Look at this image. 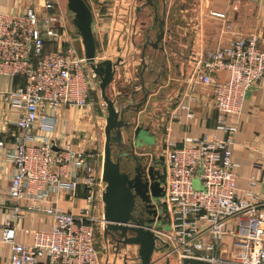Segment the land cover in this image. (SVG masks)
Returning a JSON list of instances; mask_svg holds the SVG:
<instances>
[{
	"label": "built area",
	"instance_id": "1",
	"mask_svg": "<svg viewBox=\"0 0 264 264\" xmlns=\"http://www.w3.org/2000/svg\"><path fill=\"white\" fill-rule=\"evenodd\" d=\"M68 23L59 0H44L42 13L33 6L0 11V75L24 78L21 86L0 90V134L12 123L19 131L10 134L14 146L5 154L13 165L5 194L10 202L0 203L5 213L0 230L11 247L10 264H100L95 234L98 225L102 231L105 226L104 211L96 215L105 190L103 161L98 153L74 148L56 134L59 110L91 105L96 80ZM230 27L227 23L226 30ZM48 43L56 48L47 50ZM221 71L228 73L226 79L215 77ZM263 77L264 50L255 36L232 39L198 60L189 78L192 91L178 107L188 120L194 119L195 89L210 87L216 129L226 136L185 137L182 144L166 140L162 201L168 206L170 228H164L166 220L151 227L168 244L157 251L161 264H264V182L258 191L259 180L252 176L244 196L236 193L234 169L239 163L232 158V146L238 125L227 121L229 114L242 112L248 91ZM5 143L0 140V147ZM79 188L90 205L80 214L40 204L64 192L75 196ZM33 213L47 214L51 229L36 231L26 244L17 239L15 222Z\"/></svg>",
	"mask_w": 264,
	"mask_h": 264
},
{
	"label": "crops",
	"instance_id": "2",
	"mask_svg": "<svg viewBox=\"0 0 264 264\" xmlns=\"http://www.w3.org/2000/svg\"><path fill=\"white\" fill-rule=\"evenodd\" d=\"M88 2L93 14L96 61L115 62L122 58L121 66L107 88L108 95L117 97L119 103L126 105L143 99L144 90L137 87L143 79L150 89L147 103L139 112L132 113L130 110L129 114L132 119L138 117L145 125H151L156 134L153 152L157 157L166 152L167 139L173 138L182 144L185 137H200L205 134L225 138V133L216 129L217 112L210 87L195 89L198 101L195 104L194 119L188 120L178 103L192 91L189 78L197 68L200 57L205 56L208 51L225 46L232 39L252 36L257 37L258 47L264 50V0H154L157 8L148 5L145 0ZM43 3L44 0H0V11L14 13L33 6L42 13ZM59 3L62 12L72 18L65 9L68 2L59 0ZM175 10L177 12L173 13ZM216 13H223L225 17ZM160 20L164 21L165 35L161 46L165 48L156 50L151 46L147 47L148 67L142 74L141 54L146 32L155 27L151 31L152 39H155ZM227 23L231 27L226 30ZM55 48V44H47V50ZM215 77L223 80L228 77V73L221 71ZM23 83L24 78L21 76L0 75V90L13 89ZM92 92L93 87L90 101ZM175 112L182 113V117L175 118ZM95 117L97 116L86 106L62 107L58 112L56 134L74 148L98 153L95 143L98 123ZM227 121L231 125H238L232 158L239 163L234 169L237 175L236 193L243 197L252 176L259 180L256 190L259 191L264 182V77L248 91L242 112L239 115L229 114ZM8 130L0 134V140L6 142L5 146L0 147V203L10 202L5 194L13 165L5 160V154L11 152L14 146V138L10 134L19 133L14 123L10 124ZM40 204L44 207L56 206L74 214H80L90 207L80 188L75 196L73 192H64L52 195ZM98 210L100 214L101 211L103 213L104 203L98 206ZM4 217L5 213L0 209V224ZM15 223L17 239L26 244L33 241L36 231L51 229L50 217L45 213L28 214ZM98 242L100 264L139 263L129 252L132 248L137 251V246H128L129 258L126 259L125 252L115 255L111 244L105 241L103 231ZM10 255L11 247L2 240L0 230V264H10Z\"/></svg>",
	"mask_w": 264,
	"mask_h": 264
},
{
	"label": "water",
	"instance_id": "3",
	"mask_svg": "<svg viewBox=\"0 0 264 264\" xmlns=\"http://www.w3.org/2000/svg\"><path fill=\"white\" fill-rule=\"evenodd\" d=\"M145 1L157 8L154 0ZM67 6L74 14L73 23L82 37L87 66L98 79L102 106L107 111L102 171V180L106 184L102 195L105 221L103 236L116 255L125 252V258L128 259V246H137L136 259L139 264H153L154 254L168 248V244L151 230L153 224L162 226L163 221L169 219L167 203L162 201L166 195L167 167L165 156L157 157L153 152L156 134L151 125H145L138 117L132 119L129 114L130 110L132 113L139 112L147 103L150 89L143 79L140 85L137 84V87L144 90V97L139 102L124 105L123 102L119 103L117 97H110L107 88L121 66L122 58L115 62H97L93 14L88 0H68ZM158 27L155 39L151 35L155 27L146 32L141 54L142 74L148 67L147 47L151 46L156 50L165 48L161 46L165 35L163 20H160ZM114 149L118 151L117 156L114 155ZM121 158L136 164L134 174L122 170ZM138 165L142 168L141 172ZM141 210L146 212V217L138 216ZM164 228H170L169 221ZM157 240L163 246H157Z\"/></svg>",
	"mask_w": 264,
	"mask_h": 264
},
{
	"label": "rangeland",
	"instance_id": "4",
	"mask_svg": "<svg viewBox=\"0 0 264 264\" xmlns=\"http://www.w3.org/2000/svg\"><path fill=\"white\" fill-rule=\"evenodd\" d=\"M66 1L68 2V0H66ZM65 9H66L67 13L69 14V16L72 17V18L69 17V23H68L69 33L71 34V36L75 40L74 43H75V47H76L77 51L79 52L80 55H83L84 54V45H83L82 37H81V35H79L80 32L73 23V15L74 14L72 11L69 10L68 6H66ZM176 12L177 11L175 10L173 13H176ZM96 81H98V79L95 80V83L93 85V92H92V96H91V105L86 106V107L91 109L92 114H94L95 116L98 117V120H97V117L94 118L96 123H98V125H97L98 131L95 134V143L97 144V152L99 154V157L101 160H103L104 142H105L104 127L106 124V118L105 117H107V111L102 106L103 99L101 98L100 89H99L98 83ZM116 152H118V151L114 149V153H116ZM126 161L127 160L122 159V165L124 168H126V166H128ZM195 187L200 188L199 183L197 184L196 181H195ZM96 215H100V211L98 209L96 211ZM101 234H102V229H101L100 225H98V227L96 228V234H95V238H96L97 242L100 241ZM98 243H97V246H98ZM98 251H99V249H98ZM129 252H130L131 257L132 256L136 257L137 251H135L134 248L129 250ZM160 255L161 254L158 252L154 254L153 264H161L162 263V262H158ZM137 264H139V263H137Z\"/></svg>",
	"mask_w": 264,
	"mask_h": 264
},
{
	"label": "flooded vegetation",
	"instance_id": "5",
	"mask_svg": "<svg viewBox=\"0 0 264 264\" xmlns=\"http://www.w3.org/2000/svg\"><path fill=\"white\" fill-rule=\"evenodd\" d=\"M114 154L117 156L118 155V152H116ZM127 158H129V157H127ZM126 162H127L128 166H126V168H124L123 165L121 164L122 170L123 171L130 172L131 174H134V169L136 168V164L135 163H132L131 161L129 162L128 160ZM121 163H122V158H121ZM137 167H138L139 171L141 172L142 168L139 165ZM138 216H144V217H146L147 214H146V212L144 210H141L140 211V214Z\"/></svg>",
	"mask_w": 264,
	"mask_h": 264
}]
</instances>
